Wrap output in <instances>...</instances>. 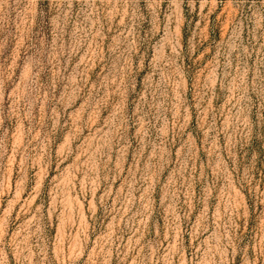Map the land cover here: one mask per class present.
<instances>
[{
  "label": "rangeland",
  "instance_id": "rangeland-1",
  "mask_svg": "<svg viewBox=\"0 0 264 264\" xmlns=\"http://www.w3.org/2000/svg\"><path fill=\"white\" fill-rule=\"evenodd\" d=\"M0 264H264V0H0Z\"/></svg>",
  "mask_w": 264,
  "mask_h": 264
}]
</instances>
